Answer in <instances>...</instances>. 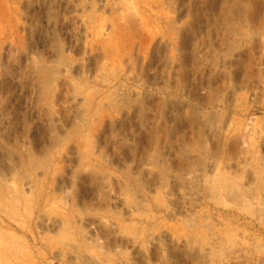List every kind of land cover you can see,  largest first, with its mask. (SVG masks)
Returning a JSON list of instances; mask_svg holds the SVG:
<instances>
[{"label": "rangeland", "instance_id": "1", "mask_svg": "<svg viewBox=\"0 0 264 264\" xmlns=\"http://www.w3.org/2000/svg\"><path fill=\"white\" fill-rule=\"evenodd\" d=\"M0 264H264V0H0Z\"/></svg>", "mask_w": 264, "mask_h": 264}, {"label": "bare ground", "instance_id": "2", "mask_svg": "<svg viewBox=\"0 0 264 264\" xmlns=\"http://www.w3.org/2000/svg\"><path fill=\"white\" fill-rule=\"evenodd\" d=\"M254 172H255V171H254ZM2 174H3V173H2ZM255 174H256V175H255V176H256V181H258V182L263 181V180H262V174H263V172H261V171H258V172H257V171H256ZM213 183H214V182H213ZM211 187H212V185H211ZM211 249H212V248H211ZM211 249H210V250H211Z\"/></svg>", "mask_w": 264, "mask_h": 264}]
</instances>
